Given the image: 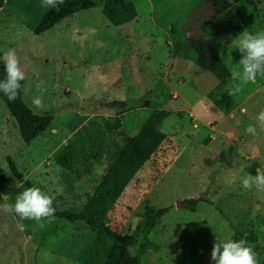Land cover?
I'll list each match as a JSON object with an SVG mask.
<instances>
[{
    "label": "rangeland",
    "instance_id": "obj_1",
    "mask_svg": "<svg viewBox=\"0 0 264 264\" xmlns=\"http://www.w3.org/2000/svg\"><path fill=\"white\" fill-rule=\"evenodd\" d=\"M56 0H5L0 9V53L23 80V100L49 128L23 143L0 100V264H77L91 238L81 223L48 212L26 182L60 211H79L95 191L107 159L66 172L54 161L67 143L83 150L106 140V125L120 120L135 136L154 111L166 141L130 182L107 215L123 234H133L146 205L170 207L149 234L160 245L142 264H264V0L240 7L243 30L232 36L208 0H132L138 15L112 26L104 0L48 31L33 29ZM207 32L231 76L220 85L173 47ZM261 49L260 69L251 57ZM151 95L147 96L146 92ZM224 101L221 108L209 99ZM152 99L150 108H138ZM134 102L125 110L108 101ZM180 114V116L178 115ZM106 133V135H104ZM12 161L23 181L13 177ZM253 234L252 261L234 260V236ZM135 253V250H131Z\"/></svg>",
    "mask_w": 264,
    "mask_h": 264
},
{
    "label": "trees",
    "instance_id": "obj_2",
    "mask_svg": "<svg viewBox=\"0 0 264 264\" xmlns=\"http://www.w3.org/2000/svg\"><path fill=\"white\" fill-rule=\"evenodd\" d=\"M208 1L212 14L215 17H223L225 28L232 36L243 30L240 20L241 5L249 3L253 6V11L256 10L253 0ZM4 3L5 0H0V9ZM93 8H95L93 0H56L33 29V33L40 35L51 27L59 25L63 20ZM102 14L112 26L120 27L132 22L138 12L132 0H104ZM261 53L262 50L258 49L251 57L252 64L257 65V71L262 61ZM172 54L206 71L220 85L225 84L231 76L228 66L207 32L200 31L180 41L173 47ZM213 93L209 94V99L216 107L221 108L224 101L216 99ZM146 95H151V92H146ZM0 100L15 120L20 138L25 144L36 140L53 121L51 115H37L26 106L23 100V80L10 69L1 53ZM152 103V99L148 98L141 100L136 107L150 108ZM106 105L125 110L133 107L134 102L112 100ZM169 116L171 113L167 111L152 112L133 137L121 129L120 120H115L114 124L105 126L106 140L99 146L91 145L89 150H83L78 144L69 142L55 153L54 163L66 172H75L77 178L80 173L75 170V166L80 161L84 164L81 173L87 174L91 164L107 159L108 166L101 175L95 191L77 212L60 211L42 195L38 188L26 182L31 194L39 199L48 212L68 223H81L91 231L92 236L76 259L77 264H142V256L147 250L160 249L158 243L149 239V234L158 221L170 211V207L157 208L146 205L142 212V220L133 234H123L112 227L107 222V215L130 182L166 141V134L161 129ZM9 169L15 179L19 182L23 181L22 174L12 161H9ZM242 239L243 235L239 232L233 238L234 260L240 262L244 258L252 261L254 252L247 250L245 243L255 245V237L249 234L244 241ZM131 250H135V253L133 254Z\"/></svg>",
    "mask_w": 264,
    "mask_h": 264
}]
</instances>
